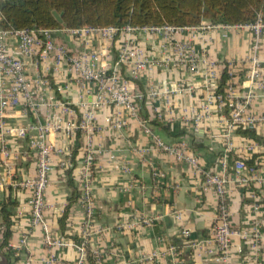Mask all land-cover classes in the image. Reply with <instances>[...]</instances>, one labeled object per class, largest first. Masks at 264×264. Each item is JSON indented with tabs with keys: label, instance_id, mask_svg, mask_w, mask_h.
Here are the masks:
<instances>
[{
	"label": "crops",
	"instance_id": "obj_1",
	"mask_svg": "<svg viewBox=\"0 0 264 264\" xmlns=\"http://www.w3.org/2000/svg\"><path fill=\"white\" fill-rule=\"evenodd\" d=\"M209 21L187 27L176 33L119 34L105 40L98 36L88 41L73 35L67 28L53 31L54 39L73 50L107 49L103 61L111 69L124 40L131 39L144 49L153 63L138 77L122 67L134 89L143 96L139 117L122 108L128 125L122 129L110 125L107 117L114 114V106L103 105L95 110V128H74L51 131L50 141L66 149L71 162L62 165V155H53V169L46 189L45 219L55 239L70 243L82 237L86 210L78 199H71L75 188L81 193V176L85 157L91 146L96 151L92 182L95 201L89 246L102 254L97 264H219L210 253L212 244L203 242L212 234L217 215L218 196L213 190L203 191V171L222 172V157L228 162L243 156L252 158L264 147L252 138L230 132L232 149L227 151L228 124L231 110L209 105V114L196 121L204 112L207 96L218 91L224 71L234 64L235 74L227 85L234 83L242 101L244 115L264 116V33L261 39V83H250L253 33L245 25L211 26ZM190 44L198 57L197 71L189 62L178 61L177 44ZM169 59L167 62L166 60ZM171 59V60H170ZM30 72L47 77L51 84L52 103L42 106L37 115L26 121L42 123L60 116L61 125L79 124L83 114L93 105L97 85H81L67 60L56 64L52 59L43 63L38 56L30 64ZM212 69L218 73L217 87L211 84ZM190 86L184 94L165 93L177 86ZM158 90L159 95H152ZM168 98V100H167ZM63 104L68 107L63 112ZM12 121L17 118H12ZM144 125L170 144L186 143L188 153L198 161V168L179 160L174 154L156 149L153 137ZM256 133L264 138V119L257 121ZM14 149L4 162L0 155V245L3 241L2 205L12 213V234L9 239L10 258L0 248V264H73L78 257L72 245H49L42 225L32 224V192L22 185L36 173L37 154L28 139L10 138ZM254 171L246 172V183L233 181L228 185V204L231 223L246 232L248 237L235 235L230 249L231 264H264V155L255 158ZM5 163L9 167V175ZM116 163L128 170L118 168ZM71 171V175H69ZM70 177L73 182H70ZM142 217L153 218L151 224L141 223ZM259 236L255 238L254 232ZM26 237V242L22 239ZM199 243V244H197Z\"/></svg>",
	"mask_w": 264,
	"mask_h": 264
},
{
	"label": "built area",
	"instance_id": "obj_2",
	"mask_svg": "<svg viewBox=\"0 0 264 264\" xmlns=\"http://www.w3.org/2000/svg\"><path fill=\"white\" fill-rule=\"evenodd\" d=\"M2 0H0L1 3ZM1 23V15H0ZM230 26L228 24H217ZM209 24L208 26H217ZM247 26L253 33L252 56L250 58L251 69L248 75V81L253 84L261 83V60L259 51L261 39L264 33V21L260 17L255 22L248 24H237ZM187 27L174 25H143L123 27L117 26H84L81 28L68 29L73 35L88 41L89 37L98 36L105 40L113 39L115 36L129 35L133 33H157L167 34L176 33ZM58 29L47 28H23V29H5L0 24V155L6 162L13 154V148L9 144L10 138L28 139L31 149L37 154L36 173L33 177L27 178L22 182L26 188L32 192L30 204L32 206V224L42 225L46 231V241L49 245H74L78 250V257L73 264H88L87 245H89V236L91 234L95 201L92 194V182L94 176V166L96 163V151L90 146L87 150L83 172L81 176V193L78 198L86 210V220L81 241L72 243L64 239H55L49 232L45 219L46 208V189L50 181V173L53 169V155H62V165L69 166L70 160L65 157L67 151L64 148L55 146L49 139L48 134L51 131L65 129L71 131L74 128L90 130L95 128V110L99 106H114V114L107 117V122L122 129L128 125L127 119L122 116V108H126L131 116L139 117L140 101L143 96L134 89L132 81L124 75V67L131 76L138 77L144 70L150 67L153 60L149 58L147 52L138 47L131 39L124 40L117 52V61L109 69L104 63L103 58L108 57L106 48L102 50L83 49L73 50L69 46L58 43L53 37V31ZM190 44H177L178 61L189 62L191 69L197 71L198 57L190 50ZM39 57L41 62L48 63L52 59L56 64H61L67 60L71 69L75 73L77 81L81 85L94 82L97 85L96 97L93 105L86 110L79 124L61 125V117L54 116V120L42 123L37 121H26L30 114L37 115L40 108L54 101L50 94L51 84L47 77L42 74H31L30 64L33 58ZM169 59L166 60V62ZM171 60V59H170ZM228 75L233 78L235 74L234 64L230 63ZM211 84L216 87L218 73L211 71ZM190 86L180 85L172 90H165V93L174 92L176 96L184 94ZM158 90H152V95H159ZM168 100V98H167ZM217 102L220 109L228 107L231 110V121L228 124L227 151L232 149L233 142L231 133L238 125L254 129L257 121L264 119V116H246L244 107L239 96L236 94L233 82H230L223 93L212 92L207 96V102L204 104V112L196 115V121H202L208 117L209 105ZM63 112L68 111V107L63 104ZM12 118L17 120L12 121ZM144 130L149 133L154 140L156 149L174 154L177 159L186 161L198 168L197 159L188 153L186 143L170 144L165 142L160 136L154 134L152 130L144 125ZM222 172L203 171L204 176L201 182L203 191L213 190L218 196L217 215L213 222L212 234L203 242L212 244L209 252L214 253L213 259L219 264H231L230 249L235 235L248 237L246 232L235 228L231 223V210L228 204V185L233 181L246 183L248 178L246 172H253L254 168L248 166L244 160H237L233 165L228 162L227 153L221 159ZM7 172L9 175V167ZM118 168L128 170V167L116 163ZM233 170V171H232ZM2 183L0 182V186ZM141 223L151 224L153 218L142 217ZM253 236H259L258 230ZM26 237L22 242H26ZM199 244V243H197ZM98 257L102 254L95 250ZM204 264H208L207 260Z\"/></svg>",
	"mask_w": 264,
	"mask_h": 264
},
{
	"label": "trees",
	"instance_id": "obj_3",
	"mask_svg": "<svg viewBox=\"0 0 264 264\" xmlns=\"http://www.w3.org/2000/svg\"><path fill=\"white\" fill-rule=\"evenodd\" d=\"M54 11L62 14L65 27L57 20ZM0 15L1 27L5 29H74L126 25L186 27L200 25L203 21L215 25H237L255 22L260 17L264 21V0H2ZM228 80L229 75L224 71L217 92L225 91ZM237 132L264 147V138L255 129L238 125ZM260 155H264V151L254 154L252 158L236 155L231 165L237 160H244L248 166L253 167L255 158ZM70 182H73L71 177ZM79 196L75 188L71 199H78ZM1 213L4 228L0 248H7L4 254L10 258L9 239L13 222L7 204L2 205ZM74 239L79 242L82 238L77 236ZM101 258L87 245L88 264H97Z\"/></svg>",
	"mask_w": 264,
	"mask_h": 264
},
{
	"label": "water",
	"instance_id": "obj_4",
	"mask_svg": "<svg viewBox=\"0 0 264 264\" xmlns=\"http://www.w3.org/2000/svg\"><path fill=\"white\" fill-rule=\"evenodd\" d=\"M54 14H55L57 20L65 27L66 25H65L64 20L62 18V14L58 13L57 11H54Z\"/></svg>",
	"mask_w": 264,
	"mask_h": 264
}]
</instances>
